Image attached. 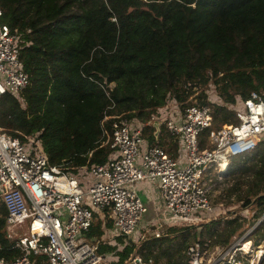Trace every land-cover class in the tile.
Returning <instances> with one entry per match:
<instances>
[{
    "label": "trees",
    "instance_id": "1",
    "mask_svg": "<svg viewBox=\"0 0 264 264\" xmlns=\"http://www.w3.org/2000/svg\"><path fill=\"white\" fill-rule=\"evenodd\" d=\"M0 9L2 23L19 36L30 76L19 97L0 98V129L23 143L36 137L50 164L74 175L109 161L114 120L105 117L113 103L110 116L149 123L170 101L186 107L201 91L197 98L212 107L213 127L221 129L238 124L232 110L238 101L254 92L264 96V0H0ZM211 91L220 103H211ZM144 137L177 157L178 144L164 129L148 125ZM207 142L205 133L203 149ZM231 162L228 176L248 187L245 208L254 205L263 216L264 141L252 159ZM6 217L0 206V258L14 260L21 254L7 237ZM246 225L228 220L215 243L228 245ZM107 228L113 229L110 219ZM193 228L172 227L161 239L140 243L118 237L98 251L118 264L139 251L154 264H189V241L183 235L177 243V235ZM104 233L96 216L87 237L94 243ZM255 240L264 241V227Z\"/></svg>",
    "mask_w": 264,
    "mask_h": 264
},
{
    "label": "built area",
    "instance_id": "2",
    "mask_svg": "<svg viewBox=\"0 0 264 264\" xmlns=\"http://www.w3.org/2000/svg\"><path fill=\"white\" fill-rule=\"evenodd\" d=\"M2 17L0 9V98L19 97L30 85V76L21 60L19 36L2 23ZM112 85L105 87L109 98ZM114 108L113 103L108 111ZM232 110L238 124L217 130L212 107L199 102L183 107L172 100L149 123L106 111L105 121L114 120L109 161L77 175L52 166L36 137L23 143L0 129V206L7 212V237L21 254L14 260L0 258V264H118L113 254L99 253L100 245L118 237L126 243L136 239L150 209L158 216L151 189L138 187L144 182L157 187L174 224L146 220L155 227L146 226L140 240L161 239L168 227L213 218L215 184L209 176L214 171L224 176L234 157L252 154L264 141L263 95L254 92ZM148 125L155 126L157 133L164 129L169 134L178 144L177 157L159 145L149 146L144 137ZM205 133L208 142L203 149ZM104 136H109L107 131ZM145 193L151 194L152 207L144 202ZM96 216L102 218L105 233L91 243L87 234ZM109 219L113 229L107 228ZM159 251L153 249L154 254ZM145 252H135L125 264H154L153 258L145 259ZM187 256L189 264H260L264 246L245 238L215 248L211 240L198 241L188 247Z\"/></svg>",
    "mask_w": 264,
    "mask_h": 264
},
{
    "label": "rangeland",
    "instance_id": "3",
    "mask_svg": "<svg viewBox=\"0 0 264 264\" xmlns=\"http://www.w3.org/2000/svg\"><path fill=\"white\" fill-rule=\"evenodd\" d=\"M115 85L113 84L112 87ZM201 92V91H199ZM198 92V93H199ZM194 95L193 97L190 98V101L199 102V98H197V95ZM208 95H210V99H212V102L214 104L216 100L218 103H220V100L213 91L207 92ZM213 96V97H211ZM217 130L216 128H214ZM255 156V151L252 154H247L242 156L244 159L249 158L252 159ZM232 164V162H231ZM230 164V167H231ZM229 170L224 174V176H219L217 173L214 171L211 173L208 179H211L213 182L212 184H215L214 187L212 188L211 191V200H212V205L214 206V209H216V215L213 216V218L210 219H204L199 221L196 224L191 225V227H194L190 231L186 232L184 234H178L177 237V243H181L183 241V235L184 238L188 239V247H190L192 244L198 242V241H206V240H211L212 241V246L213 248L220 246V247H226L227 245H221V244H216V235L220 231L224 229V225L226 222L230 219H239L240 221L246 220L247 225L244 229L245 233L242 235L236 236L234 240L232 239L233 243L235 241H240L245 238V241H253L254 243L256 242L255 240V234L258 231L259 228L264 227V215H260L259 212L254 208V205L245 208V194L248 191V187L246 185L242 186H237L235 183L237 180H234L233 177L228 176ZM239 181V180H238ZM240 182V181H239ZM235 186V187H234ZM138 187H141L144 191H149L151 189V192L153 193V199L156 201V206L155 209L158 211V216L157 218L154 217L153 215V210L149 211V213L146 215L144 222L142 226L140 227V231L137 234L136 240L140 242H145V240H140V237L145 231V227H152L154 228L152 223L147 222L146 220H163L165 223H169L168 225H173L174 221L171 217L167 215V213L164 211L163 204L161 202V199L159 198L158 194V189L154 184H150L148 182H144L142 184H139ZM234 189L233 192L231 190ZM151 204V203H150ZM152 207V205H151ZM210 221H220L221 223L219 225L213 226L210 224L209 226L207 225V222ZM204 225V226H203ZM177 228H185L189 226H175ZM167 228V227H166ZM170 229V227H168ZM167 228V230H168ZM250 229H252L250 231ZM243 231V232H244ZM242 232V233H243ZM252 235L248 237L251 233ZM200 238L199 240H197ZM135 239V238H134ZM149 240V239H148ZM147 240V241H148ZM230 241V243H231ZM262 245L264 246V241H262ZM249 247V245H247ZM159 248V247H158ZM160 249V248H159ZM187 256V252H186ZM188 257V256H187ZM260 264H264V257L261 260Z\"/></svg>",
    "mask_w": 264,
    "mask_h": 264
},
{
    "label": "crops",
    "instance_id": "4",
    "mask_svg": "<svg viewBox=\"0 0 264 264\" xmlns=\"http://www.w3.org/2000/svg\"><path fill=\"white\" fill-rule=\"evenodd\" d=\"M143 198H144V202L151 207V204H150V202H151V194L145 193L143 195Z\"/></svg>",
    "mask_w": 264,
    "mask_h": 264
},
{
    "label": "bare ground",
    "instance_id": "5",
    "mask_svg": "<svg viewBox=\"0 0 264 264\" xmlns=\"http://www.w3.org/2000/svg\"><path fill=\"white\" fill-rule=\"evenodd\" d=\"M247 245H249V244H246V247H245V249H246V250H248V249H249V247H247ZM249 246H250V245H249Z\"/></svg>",
    "mask_w": 264,
    "mask_h": 264
}]
</instances>
